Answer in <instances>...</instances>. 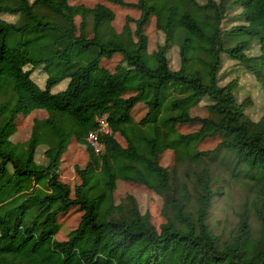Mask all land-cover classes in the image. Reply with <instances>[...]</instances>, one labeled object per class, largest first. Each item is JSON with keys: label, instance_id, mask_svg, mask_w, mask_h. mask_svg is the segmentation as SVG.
Returning a JSON list of instances; mask_svg holds the SVG:
<instances>
[{"label": "trees", "instance_id": "trees-1", "mask_svg": "<svg viewBox=\"0 0 264 264\" xmlns=\"http://www.w3.org/2000/svg\"><path fill=\"white\" fill-rule=\"evenodd\" d=\"M7 1L0 264H264V0H187L214 12L210 34L174 7L162 26L149 0ZM174 25L209 44L206 77L188 72L190 41L175 48ZM233 36L246 40L226 47ZM105 114L112 134L97 154L88 136ZM75 145L86 162L65 180ZM121 186L148 202L119 198Z\"/></svg>", "mask_w": 264, "mask_h": 264}, {"label": "rangeland", "instance_id": "rangeland-1", "mask_svg": "<svg viewBox=\"0 0 264 264\" xmlns=\"http://www.w3.org/2000/svg\"><path fill=\"white\" fill-rule=\"evenodd\" d=\"M149 1L151 5L162 10V14H161V25L162 26L166 24L167 18L170 16V13H171L170 9L174 7L176 9L175 10L176 15L174 19L176 21H178L181 18V16H183L185 13H188L197 20L198 24L200 25V27L203 28L206 34L211 33L212 24H213L212 17L214 15V12L212 10L201 11L197 9L195 6L191 5L187 0H149ZM226 1L228 4H231L235 0H226ZM7 4L12 7L19 6V2H17L16 0H9L7 1ZM234 9H236V7H234ZM23 22L24 20H22L20 24ZM117 25H120V23H117ZM228 27H230V25H228ZM171 32H172L171 40L175 48L182 46L186 40L190 41L189 45L186 47V58L188 60L187 62L188 72L189 73L198 72L203 77H206L209 71L208 64L211 62V59H212L211 55L208 53L210 46L206 42V40L191 36L188 31L182 28L176 27V25L172 27ZM244 40H246V38L243 36L227 37L225 39L226 47L228 48L234 47L238 43ZM228 67L229 65L225 64L224 69L222 68L223 71H225ZM240 94H241L240 95V101H241L247 97V94H250V93L248 92V89L242 86V91ZM194 114L205 116L206 112L204 108H200V109L195 108ZM185 130H192V129H185ZM25 135L22 136L24 139L21 140L22 148H24L22 149V152H24L27 146L25 142V139H26ZM213 144H214L213 142L209 143V145H213ZM85 162H86V156H85L84 149L80 147L79 145H75L72 148V151L69 153V155L65 159V166H66V172H67L65 176L66 178L65 180H68V179L72 180L75 176V165L79 164L83 166ZM120 189L121 190H119L118 192L119 198H122L125 194L130 193V194H134V196L137 197V199L141 197L144 202H140V203L146 204L148 202L147 201L148 198L150 197L149 192L139 190L134 187H127V186L122 187L121 186ZM250 196L251 197L249 199V202L252 203V201L255 200V197H256L255 192L252 191ZM212 223L214 224L213 226L215 227V230L218 234H223L230 230V226H229L230 224L227 225L222 216L216 215L213 218ZM60 224H61V230L58 234V238L66 239L70 236V232L72 228L76 226V217L72 214L65 220L64 218H62L60 220Z\"/></svg>", "mask_w": 264, "mask_h": 264}, {"label": "built area", "instance_id": "built-area-1", "mask_svg": "<svg viewBox=\"0 0 264 264\" xmlns=\"http://www.w3.org/2000/svg\"><path fill=\"white\" fill-rule=\"evenodd\" d=\"M96 124L98 125V132H91L88 136V142L97 154L104 151V145L101 142L100 134L111 135L112 128L110 127L108 116L102 115L96 117Z\"/></svg>", "mask_w": 264, "mask_h": 264}]
</instances>
